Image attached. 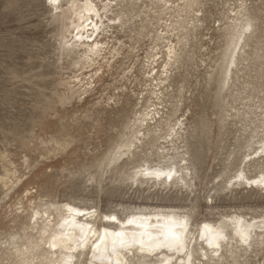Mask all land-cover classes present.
I'll list each match as a JSON object with an SVG mask.
<instances>
[{
	"label": "rangeland",
	"instance_id": "374dc122",
	"mask_svg": "<svg viewBox=\"0 0 264 264\" xmlns=\"http://www.w3.org/2000/svg\"><path fill=\"white\" fill-rule=\"evenodd\" d=\"M94 1L106 25L117 14L124 25L106 46L107 60L89 66L63 50L75 32L70 21L53 16L50 1L0 0V264H17V248L37 240L35 211L49 208L56 217L52 206L67 202L123 218L138 206L185 207L193 209L194 229L211 206L216 218L264 213V187L223 190L264 138V0H247L259 31L241 65L235 96H219L215 70L228 41L219 25L239 0H200L203 23L170 78L163 112L177 123L176 131L183 124L175 144L188 152L194 192L138 185L128 179L132 167L106 168L140 109L139 70L151 53L144 26L154 0ZM109 2L120 5L114 15L104 10ZM106 29L92 41L103 31L100 40L112 34ZM233 106L237 125L223 121L222 108L231 114ZM261 172L264 159L245 169L248 177ZM258 262L264 264L263 255L240 264ZM80 264H87L85 257Z\"/></svg>",
	"mask_w": 264,
	"mask_h": 264
},
{
	"label": "bare ground",
	"instance_id": "6f19581e",
	"mask_svg": "<svg viewBox=\"0 0 264 264\" xmlns=\"http://www.w3.org/2000/svg\"><path fill=\"white\" fill-rule=\"evenodd\" d=\"M47 1L53 16L70 21L73 26L72 41L63 44L66 54L76 55L89 66L107 60L106 46L124 25L120 14L109 18L110 24L106 25L94 0ZM239 1L237 6L229 8L224 24L218 29L228 38L223 58L215 70L219 96L224 92L235 96L241 65L247 61L248 51L253 48L251 43L259 31V19L247 0ZM152 3L153 13L147 16L144 26L151 53L147 62L140 65L139 96L142 97L135 104L140 109L134 121L126 126L124 141L115 148L105 166L113 170L132 167L128 179L138 185L152 183L151 187L159 185L194 192L197 184L186 157L188 152L175 144L183 124L176 131L177 123L173 125L164 116L163 104L171 86L170 78L176 74L183 54L188 53L187 47L203 23L201 4L200 0L182 3L154 0ZM119 6L112 2L103 5L112 15L114 7ZM106 28L112 34L100 40ZM102 29L103 34L92 41L90 37ZM222 110L223 121H237L236 107H231V114L224 107ZM253 136L251 133L250 138ZM156 142L161 144L156 146ZM258 145L245 157L238 175L225 181L224 191L234 193L237 186L246 185L264 187V173L254 177L245 173L249 165L264 159V138ZM52 207L56 217L49 208L35 211L32 230L37 240L17 248V264H80L84 257L87 264H240L253 256L264 258V213L248 218L235 211L227 215L219 213L216 218L215 207L211 206L208 218L194 229L193 209L174 205L138 206L124 218L116 212L101 216L95 206L71 202ZM41 244L44 246L40 247Z\"/></svg>",
	"mask_w": 264,
	"mask_h": 264
}]
</instances>
